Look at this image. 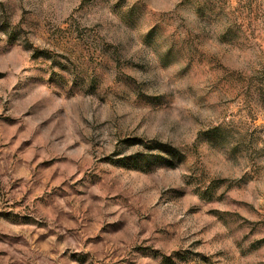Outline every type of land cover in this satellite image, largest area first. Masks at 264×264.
Listing matches in <instances>:
<instances>
[{
    "label": "rangeland",
    "instance_id": "rangeland-1",
    "mask_svg": "<svg viewBox=\"0 0 264 264\" xmlns=\"http://www.w3.org/2000/svg\"><path fill=\"white\" fill-rule=\"evenodd\" d=\"M0 264H264V0H0Z\"/></svg>",
    "mask_w": 264,
    "mask_h": 264
}]
</instances>
